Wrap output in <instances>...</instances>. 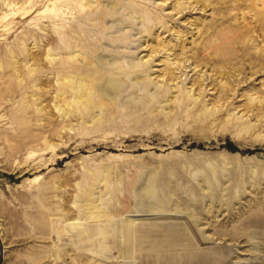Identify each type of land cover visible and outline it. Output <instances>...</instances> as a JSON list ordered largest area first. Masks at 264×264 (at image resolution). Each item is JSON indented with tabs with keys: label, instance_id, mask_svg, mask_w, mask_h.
I'll use <instances>...</instances> for the list:
<instances>
[{
	"label": "rangeland",
	"instance_id": "374dc122",
	"mask_svg": "<svg viewBox=\"0 0 264 264\" xmlns=\"http://www.w3.org/2000/svg\"><path fill=\"white\" fill-rule=\"evenodd\" d=\"M120 67L102 120L55 109ZM130 257L264 264V0H0V264Z\"/></svg>",
	"mask_w": 264,
	"mask_h": 264
},
{
	"label": "bare ground",
	"instance_id": "6f19581e",
	"mask_svg": "<svg viewBox=\"0 0 264 264\" xmlns=\"http://www.w3.org/2000/svg\"><path fill=\"white\" fill-rule=\"evenodd\" d=\"M118 5V4H117ZM117 8V6L115 7ZM103 19V18H102ZM100 20V17H99ZM103 27V26H102ZM76 48V45L75 47ZM77 52V51H76ZM96 54V53H95ZM50 57V56H48ZM57 57V56H56ZM63 57V56H61ZM55 58V57H54ZM54 58H52V61H54ZM68 59H73V60H80L81 63L84 64V62H88L89 58L88 56L85 54H77L75 53V50L72 54V56H69ZM52 63V62H51ZM87 64V63H86ZM91 66H94L93 63H89ZM109 65V64H108ZM133 65V64H132ZM137 66V65H136ZM140 66V65H139ZM108 66H106L107 68ZM116 68V66H115ZM127 68V67H126ZM128 70V69H126ZM133 69L135 68V66L132 67ZM140 68V67H139ZM92 69V68H91ZM90 69V70H91ZM123 68H117L116 70L120 73L116 74L115 77H109L105 80V83L102 84L100 82H97V79H92V76L89 75L88 73H81L78 75H74V74H69V73H65V74H61L58 75L57 78V85H59L60 87L57 90V99L59 101V103H57L55 109L57 111H64L65 113H67L66 115H70L72 113H80L81 115L85 114V113H89L90 111L93 110H97L99 112H101V114L99 116H96V119L102 120V113L104 112L105 109L107 108H111L112 109L115 106H112V103L110 104V100L107 101V97L106 94L111 93V92H120L121 88H123V85H127L128 84V75H124V72H121ZM186 69V68H185ZM115 70V72H116ZM134 71V70H133ZM137 75L136 76L137 79H140V76L138 73L140 72H136ZM132 75V74H131ZM145 75V74H144ZM117 76V77H116ZM98 77V76H97ZM144 77V76H141ZM96 78V77H95ZM135 78V79H136ZM175 78V77H174ZM173 78V79H174ZM145 79L149 80V86L150 84L153 85V81L151 79L150 76H146ZM104 81V80H103ZM175 81V80H174ZM158 82V81H157ZM153 83V84H152ZM159 83V82H158ZM158 83H155V86L160 87V84L158 85ZM176 83V82H175ZM56 85V86H57ZM41 86V85H40ZM146 86V85H145ZM164 88V87H163ZM161 92V91H160ZM109 95V94H108ZM114 95V94H113ZM113 97V96H112ZM136 99V98H135ZM115 100V99H114ZM57 101V100H56ZM113 101V100H112ZM109 102V103H108ZM167 102H171L170 100H168ZM113 103H115L113 101ZM114 105V104H113ZM63 107L65 109H63ZM39 110V109H38ZM114 111V110H113ZM95 112V111H94ZM63 113V112H62ZM105 113V112H104ZM114 115V114H113ZM82 118V116H81ZM93 121V120H92ZM110 178V177H109ZM96 180V179H95ZM156 183V182H155ZM107 186V185H106ZM149 192L153 195V198L157 197V187L155 184H153L151 186V188L149 189ZM148 193V192H147ZM88 195V204L91 207H95L98 208L96 205V202L94 201V193H92L91 191L89 193H87ZM109 195V194H108ZM151 195V196H152ZM87 199V198H86ZM165 199V198H164ZM103 202V201H102ZM109 202V201H108ZM130 202V201H129ZM87 203V202H86ZM105 203V202H104ZM120 203V202H119ZM86 205V204H85ZM163 205V204H162ZM161 201L156 198L155 200L153 199V202H151V207L155 208V209H159L161 208ZM99 206V205H98ZM88 206L86 205V208ZM101 207V206H100ZM163 207V206H162ZM94 208V209H95ZM102 208V207H101ZM135 210V209H134ZM94 211V210H92ZM104 211V210H103ZM104 213V212H102ZM101 213H99L98 215H100ZM112 214V213H111ZM107 215V214H104ZM103 215V216H104ZM140 217V216H139ZM55 224V223H54ZM82 226V225H81ZM46 229V227H45ZM103 230V228H100ZM105 229V228H104ZM124 231L125 233H127L128 235V256H132L133 255V250H132V244H131V227L130 225H127L124 227ZM88 232V231H87ZM45 233V232H44ZM100 233H102L100 231ZM109 234V233H108ZM46 235V234H45ZM51 237V236H50ZM105 251V250H103ZM56 257V256H55ZM57 259V258H56ZM128 260H130L131 264L135 263V260H133V258H129ZM127 260V261H128ZM243 263V261H242ZM245 263V262H244ZM240 264V263H239Z\"/></svg>",
	"mask_w": 264,
	"mask_h": 264
}]
</instances>
